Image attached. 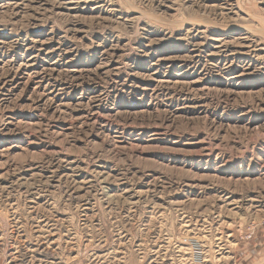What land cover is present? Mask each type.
I'll return each instance as SVG.
<instances>
[{
  "label": "rangeland",
  "instance_id": "rangeland-1",
  "mask_svg": "<svg viewBox=\"0 0 264 264\" xmlns=\"http://www.w3.org/2000/svg\"><path fill=\"white\" fill-rule=\"evenodd\" d=\"M0 264H264V0H0Z\"/></svg>",
  "mask_w": 264,
  "mask_h": 264
}]
</instances>
